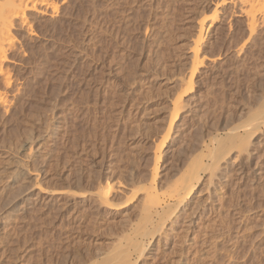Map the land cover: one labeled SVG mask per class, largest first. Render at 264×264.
Here are the masks:
<instances>
[{"label": "rangeland", "instance_id": "1", "mask_svg": "<svg viewBox=\"0 0 264 264\" xmlns=\"http://www.w3.org/2000/svg\"><path fill=\"white\" fill-rule=\"evenodd\" d=\"M221 2L57 0L55 14L28 13L34 34L14 26L0 106V264H99L130 252L155 166L156 215L173 217L140 258L127 251L132 264H264V125L246 145L227 136H244L264 111V0L249 37L238 0ZM218 3L189 80L196 22ZM214 138L227 155L209 179L199 169ZM196 158L206 163L194 193L175 208L170 192ZM109 176L111 204L123 209L89 194Z\"/></svg>", "mask_w": 264, "mask_h": 264}, {"label": "bare ground", "instance_id": "2", "mask_svg": "<svg viewBox=\"0 0 264 264\" xmlns=\"http://www.w3.org/2000/svg\"><path fill=\"white\" fill-rule=\"evenodd\" d=\"M201 1H206V0H200V3H201ZM221 1L225 2L227 0H221ZM259 1L260 0H238V2L241 5V7H240L241 9H239V10L245 16V24L244 25H245V30L248 33L247 37L252 35V33H255L254 31H255L256 27L259 26V24H258V26H256L257 22H259L257 19L258 11H259L260 7H262L261 6L262 2L259 3ZM61 3H63V2H61ZM222 4H224V3H222ZM212 5H213V8L211 9L210 16L208 18H205V16L204 17L200 16V18L196 22L197 29H196V32H195V35H194V38L192 41V46H191L192 47L191 48L192 49L191 54H192V58H193L192 65L193 66H192L190 74L188 73L189 77L186 76L189 80H191L192 77L194 76L196 68L201 66V64H203V61H202L203 59L200 58V60H199V57H200L199 47L204 43L205 39L207 38V33L209 32V29L211 27H213L214 24L217 23L219 18H220L219 16H220L221 11L219 9L220 7L217 6V5H219V3L215 4V5L212 4ZM49 11L52 12V14L53 13L55 14V12L58 11L57 0H0V106L3 107V105L6 103V100H7L6 99V96H7L6 92L11 87L12 81H13L12 77L10 76L9 70H7V68L4 67V63L8 60V58H7L8 54L7 53L11 51V49L15 45V42L17 41L15 34H13V31H12L14 26H18V28H20L21 30L22 29L25 31L27 30V33H29V35H30L31 33H33V30L31 28L33 20L29 19V17L27 16L28 13L35 12L37 14H43L44 15V14H47ZM203 15H204V13H203ZM259 15H260V13H259ZM43 31H44V29H43ZM45 33H47V32H45ZM242 48H243V45H242V47L240 45L238 50H240V49L242 50ZM237 52H239V51H237ZM189 80H187L186 82H188ZM180 85H182V84H180ZM186 86H188V87H186L187 90H188V88H191L190 82H188ZM184 87H185V85H184ZM182 89H184V88L182 87ZM184 90H182V91H184ZM180 100H181V97L178 96V98H175L174 101H172L173 108H172V112L170 113V115H171L170 122H169L168 128L166 129L164 137H167L169 135L172 122L178 116L179 110L181 109L180 103H182V101H180ZM6 114H7V112H5V115ZM257 116H259V117L256 119V121H254L255 120L254 117H253L254 118L253 120L251 119L252 121H254L253 124L250 121V125L245 126L246 128L244 127L246 129L244 136H242V135L238 136L236 134L237 132H235L236 130L235 131L230 130L229 131L230 133L228 132L229 134H227V136L232 137V138L238 140L239 142H241L240 140H243L245 142V144L243 143L242 145L249 144L247 142L250 139L249 137L253 136L254 132L260 127V125L261 126L264 125V111L262 112V114H260V115L258 114ZM7 119L8 118L5 116H0V125H4L5 122H8ZM18 122H20V121H18ZM227 136H226V139H228ZM223 140L224 139L221 140V138L220 139L214 138V142H217V147L212 146L213 149L210 150V152H212V156H209L211 158V159L209 158L210 163L205 162L206 163L205 164V163H202L201 161L199 162V159H197V158L200 156H197V158H196V160H198V162H196V160H194L195 159L194 158L193 160H194V162H196L197 166H193L192 164L191 165L193 167H195V170L190 169V172L188 174H186L181 179L180 183L177 184V186H175V188L173 190H171L172 193L170 192V194H171L170 196L174 199V202H176L174 205L175 208H179V209L184 208L185 203L187 202V199L192 195V193H194L195 186H196V184H197V182L201 176V173H199V171L197 170V169H199L200 165L205 164V166L200 167V169H199L202 172H206L207 169H210V171H208V172H210L209 179L211 178V176L214 173V169H216V166L219 163V161L224 157V155H227V152H225L224 150L221 149L222 148L221 145L223 144L222 143ZM231 140H233V139H231ZM232 143H234V142L232 141ZM31 146L32 145H30V147H29V151L31 149ZM159 146H161V145L159 144ZM198 155H200V153H198ZM194 162H192V163L194 164ZM193 167H191V168H193ZM156 170H157V167L155 166L153 169V172L151 173L152 174L151 178H150L149 182L147 183V186L145 187L146 193H145L144 202H143V206H142L143 209L140 208V206H139L140 210L142 209V212L144 213V214L142 213L144 215V217H142L144 220V223L142 224V226L139 227V229L136 230V232L138 231V234H137L138 237L140 235L143 238L141 240H138L139 242L134 241L135 242L134 245L132 243H130L131 246L133 245L132 248L136 252L137 258H140L142 256L144 250L146 249L147 243H150L151 239L154 237L155 234H157V236L160 234V232L163 229L164 223L167 220H169L172 216V214H171V216H169L170 212L172 213V211H173V210L171 211V209H169L166 212V214H168V213L169 214L165 218L160 217L158 214L156 215L158 208L161 206V203L158 201L159 199L157 197L158 196L157 195V192H158L157 187L155 186ZM177 181L175 183H177ZM117 184H118V180L116 178L114 179L113 177H110V176L104 177L102 180H100V182H98L97 186L92 187L93 190H89V194L91 195V198H92V196H93V198H95V199L92 198L93 200H96L99 202V206L100 205L101 206L102 205H108V206L114 205V204H111L113 201L111 199V197L113 195V192L115 190V186ZM72 193H74V192H72ZM114 206H117L118 209H123L126 207V204L121 203V205L116 204ZM155 217L157 219L159 218V220H157V222H159L158 224H153V219ZM162 236H163V234H162ZM130 238L131 237H129V239ZM134 239H136V238H134ZM144 240H145V243H143ZM124 247H125V244H124L123 248ZM129 247L130 246H128V248ZM113 248H115V247H113ZM113 248H112V250H114ZM125 248H127V245ZM133 250H131L130 252L128 251L129 255H131V252H133ZM120 251H118V249H117L115 252L109 253L110 255L105 257L99 264H129V262H131L132 260L129 261L130 259H127V257H128L127 251H125L126 253H123V251H121V252ZM135 252H133V253H135ZM130 264H132V262Z\"/></svg>", "mask_w": 264, "mask_h": 264}]
</instances>
